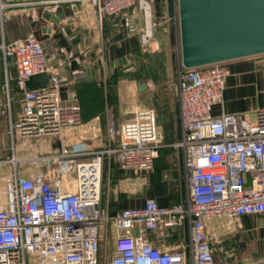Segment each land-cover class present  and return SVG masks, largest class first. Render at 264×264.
Returning a JSON list of instances; mask_svg holds the SVG:
<instances>
[{
    "label": "built area",
    "instance_id": "1",
    "mask_svg": "<svg viewBox=\"0 0 264 264\" xmlns=\"http://www.w3.org/2000/svg\"><path fill=\"white\" fill-rule=\"evenodd\" d=\"M154 1L89 3L97 8L100 21L119 19L128 33L139 34L143 49H152L158 27ZM13 7L0 0L3 37V20ZM38 20L33 17L34 22ZM171 20L178 22L177 2ZM260 57L264 76V54ZM1 65L4 82L0 80V113L5 94L9 107L12 91L23 98L17 120L11 115L14 142L18 138H61L67 129L83 124L81 107L62 101L63 80L58 69L49 64L44 44L35 33L11 43L0 42ZM43 73L50 76L49 85L28 92L29 79ZM226 77L225 63L193 69L179 66L182 133L171 147L184 156L185 203L162 208L156 200L147 199L143 207L122 209L115 215L104 209L106 162L114 158L127 171L150 173L164 147L157 112L140 109L121 125L117 147L82 154L63 148L59 154L46 157L57 164L48 175L20 178L15 172L7 179L6 202L0 207V264H28L29 257H36L39 264H219L206 219L237 221L245 215L264 214V109L257 111L254 121L243 114L214 116L213 108L224 95ZM84 78V73L74 75L75 80ZM111 133H117L114 125ZM84 156L90 160L81 161ZM11 163L13 160L0 157V168ZM110 223L115 227V242L112 257L104 260L102 244L107 241L105 232ZM181 229L188 235L189 244L170 251L154 247L144 238L147 233L160 232L177 239Z\"/></svg>",
    "mask_w": 264,
    "mask_h": 264
},
{
    "label": "crops",
    "instance_id": "2",
    "mask_svg": "<svg viewBox=\"0 0 264 264\" xmlns=\"http://www.w3.org/2000/svg\"><path fill=\"white\" fill-rule=\"evenodd\" d=\"M5 1L13 4L14 7L3 20L4 38L11 43L24 39L31 33L40 35L49 64L58 69L59 77L63 80L60 97L65 104H79L78 94L81 84H95L103 88L105 93L103 96L105 110L98 113L90 112L87 118L82 111L83 124L67 129L63 137L16 139L17 155L27 165L26 170L17 172L16 175L20 178L48 175L57 169V164L53 160L47 161L46 157L59 154L63 148L72 153L82 154L117 147L120 144V137L116 142H109L104 136L103 128L104 119L115 117L113 102L108 101L107 95L111 84L109 79L116 77L122 69L132 67L135 55L143 49L139 34L128 33L119 19L106 17L100 21L98 10L89 3L90 0H36L35 4H32L34 0ZM48 7L52 10L63 7L69 12L58 25H53L51 34L43 33L51 24L40 21L41 13ZM172 8L170 0L153 2L154 20L158 25L155 46H158L157 34L160 29L163 35L166 31L170 37L173 34L172 21H170ZM33 17H38L39 20L34 22ZM140 18L139 15L136 16L138 22L142 24ZM260 59V56H256L225 63L227 77L224 95L213 108L214 116L243 114L254 121L257 111L264 109V76ZM74 61L78 62L79 70H73ZM12 72L15 74V70ZM75 73H84L85 78L75 80ZM118 86L117 97L121 101L124 85L120 82ZM137 110L140 108L130 113L133 115ZM118 119L120 129L121 125L131 118H124L123 113ZM177 120L176 114L177 138L174 141L179 139ZM174 141L160 150V156L155 162V170L150 173L127 171L114 158L111 159L107 166H110L109 172L115 179L103 193V206L107 212L115 215L122 209L141 208L147 199L156 200L162 208L184 203L180 151L171 147ZM80 160L89 161L90 157L84 156ZM3 172L7 173V169L1 167L0 173ZM14 175L15 173H12L10 177ZM184 178L187 189L185 171ZM206 226L212 245L216 244L217 249L224 243L231 251L238 252L242 256V261L264 264V214L245 215L237 221L225 217H210L206 219ZM144 238L152 246L165 251L189 244L186 234L181 240H177L178 237L166 238L160 232L147 233Z\"/></svg>",
    "mask_w": 264,
    "mask_h": 264
},
{
    "label": "rangeland",
    "instance_id": "3",
    "mask_svg": "<svg viewBox=\"0 0 264 264\" xmlns=\"http://www.w3.org/2000/svg\"><path fill=\"white\" fill-rule=\"evenodd\" d=\"M172 24L175 26L174 36L171 35L170 37L167 31L163 35L160 29L157 34L159 39L158 46L154 45L152 49H140L137 55H135V60L133 59L130 69L129 67L127 69L124 68L118 72L116 77L109 79L113 83L112 89L110 87L109 89L113 95L111 98L113 100V113L115 114V117L110 116V118L103 121V125L105 124L103 127L105 131L104 136L108 138L109 142L113 143L118 140L120 126L118 118L121 117V114L124 113V118H132L133 115L130 112L136 108H151L157 112L159 115L160 141L164 147L177 138L175 111L179 97L178 70L181 60L178 28L175 22L172 21ZM36 35L40 38V35ZM3 40L6 41V38L3 37L0 31V42ZM0 80L1 83L4 82V68L2 65L0 68ZM120 82L124 85L121 101L117 97ZM13 86L14 83L12 82ZM107 92L109 93V90ZM11 98V107H9L7 95H4V107L0 113V157L4 160H13V163L4 166L7 169V173H0V207L6 202L7 179L12 173L21 172L27 168L25 161L19 159L17 155V141L14 142L10 134L11 115L14 121H16L17 115L21 110L22 94L18 91H12ZM77 105L79 106V104ZM112 125H114L117 132L114 136L111 133ZM13 154H15V157H13ZM108 164L110 162H106L103 174V193L108 189L109 185H112V180L115 179L109 172L110 166H107ZM105 233L107 241L105 244H102L101 259L108 260L112 257L115 239V227L112 223L108 225ZM184 236L185 232L181 229L177 240L183 239ZM215 246L216 244L213 249L217 263L250 264L249 261H242V256L238 252L231 251L224 243L218 249ZM28 264H39V261L36 257H29Z\"/></svg>",
    "mask_w": 264,
    "mask_h": 264
},
{
    "label": "water",
    "instance_id": "4",
    "mask_svg": "<svg viewBox=\"0 0 264 264\" xmlns=\"http://www.w3.org/2000/svg\"><path fill=\"white\" fill-rule=\"evenodd\" d=\"M178 5L177 28L181 65L187 69L226 63L264 54V0H170ZM69 12L63 7H48L40 15L41 22L51 25L43 33L51 34ZM174 25L172 31L174 36ZM73 70H79L77 61ZM50 76L46 73L32 76L26 84L28 92L46 88ZM176 114L181 138V109L178 97ZM184 203L187 189L184 178V156L180 152ZM136 235L139 230L135 229Z\"/></svg>",
    "mask_w": 264,
    "mask_h": 264
},
{
    "label": "trees",
    "instance_id": "5",
    "mask_svg": "<svg viewBox=\"0 0 264 264\" xmlns=\"http://www.w3.org/2000/svg\"><path fill=\"white\" fill-rule=\"evenodd\" d=\"M111 83V84H110ZM110 88L112 89L113 83L109 81ZM109 90L108 95V101L112 102V93ZM105 95L103 88L98 87L95 84H81L79 88V94H78V100H79V106L82 111L85 114V118L88 117V113H98L102 110H105V98L103 97ZM175 142V141H174ZM214 248V245H212ZM216 247V246H215Z\"/></svg>",
    "mask_w": 264,
    "mask_h": 264
}]
</instances>
